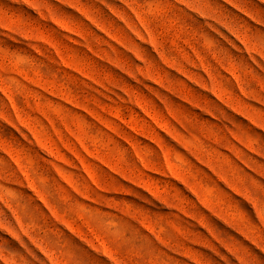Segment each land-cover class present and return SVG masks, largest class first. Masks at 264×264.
<instances>
[{
  "label": "rangeland",
  "instance_id": "rangeland-1",
  "mask_svg": "<svg viewBox=\"0 0 264 264\" xmlns=\"http://www.w3.org/2000/svg\"><path fill=\"white\" fill-rule=\"evenodd\" d=\"M0 264H264V0H0Z\"/></svg>",
  "mask_w": 264,
  "mask_h": 264
}]
</instances>
